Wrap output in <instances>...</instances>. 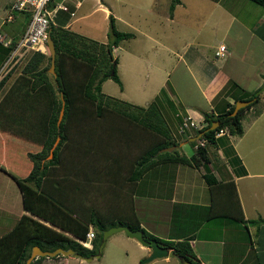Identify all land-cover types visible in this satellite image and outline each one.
I'll use <instances>...</instances> for the list:
<instances>
[{
    "label": "crops",
    "instance_id": "1",
    "mask_svg": "<svg viewBox=\"0 0 264 264\" xmlns=\"http://www.w3.org/2000/svg\"><path fill=\"white\" fill-rule=\"evenodd\" d=\"M11 1H5V11L4 13L0 12V31L10 40L16 38L18 40L27 24L28 14L18 12L14 20L2 23L1 20ZM162 1L167 3V0ZM201 1L204 2L205 7H199L194 12L195 6L190 7V10L185 9L186 0H179L173 9L169 5L166 10L162 7L160 0H151L153 4L151 7L157 11L159 17L156 20H151V23L150 19H146L145 27L128 21L127 26L137 30L136 32L142 34L145 40L141 45L137 44L138 48L126 47L128 48L127 53L130 54L131 66L136 72L142 71L144 76H148L151 72L153 76L155 75V82H157L155 95L159 93L162 87L165 88L169 98L180 112L189 113L200 125L203 124L205 111L214 113L222 111L227 101L235 102V96L243 90L254 91L264 82V8L251 0ZM123 3L122 0H115L114 5L108 0H75L74 4L70 7L67 6L68 9L65 10L58 6V4H65L64 0H52L50 7L53 10V17L51 23L89 36L81 30L72 28L75 20L78 22V26H82L84 24L83 19L95 11H101L104 20L109 19V14H112L115 21V19L121 18L118 11L119 6ZM202 9L209 12L214 19L213 22L208 19L203 22L207 25L210 21L211 26L209 28L197 25L193 20L190 24L175 23L179 17L183 16L181 12L188 11V16L195 17L194 13H200ZM77 10L78 16L71 18ZM252 12L256 13L253 19L248 15ZM185 20V22L189 21L188 19ZM190 26L191 31H189ZM155 28L157 32L153 31ZM221 43L226 44L227 52L224 56H216L215 51ZM117 46L119 43L113 47L114 56L118 52ZM149 49H152L151 54L156 55L145 58L138 53ZM29 50L28 47H22L13 55L9 63L15 57L16 60L20 59L23 53ZM116 58L118 72L121 59H119V55ZM219 58H221L220 61ZM143 60L147 62L145 72ZM16 63L11 62L8 69L16 66ZM19 64L20 62L18 66ZM152 66H155L156 69ZM20 71L14 73L15 75H12L8 80L9 83L6 84L4 92L13 84ZM173 73H176V76L175 79L171 80L169 76ZM118 74L121 81L120 88L123 91L122 78L119 72ZM169 80H171L172 87L168 86ZM224 86L225 88L229 86V88H226L227 90L222 92L220 96ZM102 91L110 94L103 90V83ZM110 95L130 101L126 97ZM219 97H223L224 100L222 101ZM19 101L23 100L7 99L0 105L5 113L13 115L11 110L17 108ZM33 102L35 105L37 104L36 101ZM130 102L135 103L132 100ZM253 107L254 105L246 109L244 113H249ZM3 113L0 111V166L3 168H0V235L10 229L22 214H28L51 228L76 238L79 242L85 240V238L77 237L69 230L63 229L24 208L21 189L11 173L18 177L25 176L32 165L28 152L38 151L42 144L33 141L32 137H35V134L27 130L23 124L10 121L7 116H1ZM263 114L264 110L252 119L247 127H244L241 119L242 127H244L241 136L229 132L222 134L216 137L215 143H211L214 146L213 150L210 152L208 149L207 151L210 166L217 181L225 183L234 180L242 217L247 223L250 219L264 218V133L262 136V132L260 133L261 137L257 136L258 123ZM177 115L169 108L165 113L172 136L178 141V146L174 149H177L179 154L190 156L194 152L195 145L191 143V152L186 151L182 146L193 140L192 136L196 135L195 129H189L184 134H178L177 127L180 120ZM27 117L31 118L32 115L29 114ZM121 119L117 117L116 120L119 122ZM88 130V127L81 129L83 133H87ZM122 134L127 135L125 131ZM145 134L147 137L151 136L149 131H146ZM245 137L249 139L245 141ZM241 139L245 142L242 149L238 147ZM20 142L23 143L21 146L18 145ZM151 144H153L152 140ZM119 147L121 144L118 145ZM121 149L123 146L118 152L113 153L111 150L112 154L107 152L102 153V155L104 154L107 158V160L105 158L106 163L115 165L119 171L125 169L122 167L131 168L129 171H125L127 174L125 180L119 182L121 198L126 200L124 202L126 204L123 203L122 208L126 205L127 213L131 217L135 215L143 228L163 239H187L195 256L204 264H264V234L257 235L259 236V243L253 244L250 226L245 222V229L247 230L245 231L241 220L239 222L232 219L234 217H229L226 212H228L230 201L225 194L215 198L202 176L201 167L175 159L161 160L148 166L140 175L132 178L134 173L132 168L134 169L136 165L137 157L130 159L128 154L124 152L125 150L121 151ZM159 149L158 152H161L162 150ZM19 150L22 152L20 153ZM69 157L70 159L73 157L72 152H69ZM154 157L153 155L151 159ZM9 165L15 168L12 169ZM119 171L118 176H123L124 172ZM70 176L74 181H79V184L90 183L91 185L94 184L92 180L97 177L95 175V178L87 179L85 173L75 175V171ZM111 181L117 183V180ZM98 182L95 185H99ZM126 182L129 184L126 187L128 189L125 190L124 184ZM240 183L243 185L241 189L239 188ZM85 204L83 203L82 206ZM234 206L237 208L236 202ZM73 211V214L78 213V210ZM92 227L93 224L91 223L88 229ZM261 227L264 225L258 227L257 230ZM132 239L136 238L132 237ZM133 241L140 251L133 263L137 264L142 257L150 253L151 249L137 239ZM168 248L167 255L154 259L170 261L169 254L172 248ZM38 256H36L35 264H45L51 259L60 263L66 255ZM177 257L179 256L177 255ZM180 260L183 264H187L182 258Z\"/></svg>",
    "mask_w": 264,
    "mask_h": 264
},
{
    "label": "trees",
    "instance_id": "2",
    "mask_svg": "<svg viewBox=\"0 0 264 264\" xmlns=\"http://www.w3.org/2000/svg\"><path fill=\"white\" fill-rule=\"evenodd\" d=\"M178 1L172 0L170 8L173 9ZM251 1L264 8V0ZM51 5L52 1L49 3V6ZM109 23L111 38L106 42L50 23V34L56 49L54 66L56 75L48 72L51 56L47 48L45 51H31L21 67L20 74L17 75L6 92H4L5 85L9 83L8 80L13 75V66L7 68L0 78V103L7 99L13 101L22 99L24 102L36 101L37 104L35 105L33 102V105L39 106L38 109L35 108L25 113L26 108L22 107L21 101H19L17 108L11 110L12 115L5 113L0 105L1 113L4 112L1 116L5 115L10 121L23 124L27 130L35 134V137H32L33 141L42 144L38 151L28 152L32 165L25 176L18 177L11 173L21 189L24 208L69 230L80 238L86 237L89 224L92 223L95 229L92 247L83 245L76 238L51 228L31 215L22 214L10 229L0 235V264H25L34 244H38L42 249H54L57 246L72 247L75 252L84 255L96 252L103 229L116 224H125L132 229H141L146 239L156 240L160 244L171 247L173 254L190 264H204L195 256L187 239H163L148 232L140 225L135 215L131 217L127 213L126 208H122V211H114L110 215L106 212L99 214V210L94 208L93 203L89 204L90 207L88 204L84 206L82 204L78 207V213L73 214L71 200L67 193V184L72 180L71 173L75 171V175H81V172L85 170L87 179H93L97 174L89 173L85 163L80 164L79 169H73L72 166L74 163L80 162L78 161L80 152L83 153L82 150L88 148L93 151L92 155L97 154H94L96 165L107 166V174L112 172V178L116 180L115 176H118L119 171L117 167L106 163L104 154H98L100 151L107 153L105 151L109 148H105L101 144L104 140L102 135L97 133L95 124L100 121L99 125L105 128L106 124L112 125L115 118L122 116L124 119L140 124L147 132L149 131L153 142L144 149L140 156H137L136 165L134 169L132 168L134 172L132 178L140 175L155 162L175 159L201 167L202 176L214 194L215 184L218 181L210 166L207 144L216 142L215 132L221 127H226L231 134L240 135L243 130L241 119L244 111L259 100V94H256V90H243L239 95H236V100L256 97L247 105L240 107L234 115L231 112L235 102L230 101L226 102L222 111L216 113L205 111L203 124L198 130H195V134L204 130L214 119H219L220 123L215 128L205 131L198 139L190 141L192 145H195L199 139H206L204 144H197L190 156L179 154L177 149L158 152V149L163 146L178 143L172 136L165 116L168 108L178 114L177 117L180 121L183 111L180 112L174 105L167 90L163 87L145 106L102 91V82L108 77L121 83L116 70L117 58L113 55V47L118 45L120 40L133 35L130 31L118 30L115 27L112 14H109ZM16 42L17 38L11 40L9 45L0 43V47L12 50ZM113 60H115V65L113 73H111ZM226 88L228 89L229 86ZM226 88L224 86L220 93L225 92ZM42 91L45 92V98L48 96V101L41 95ZM28 97H30L29 100H24ZM62 100L64 101L63 115L57 124ZM43 101L46 102L43 103ZM76 104H78L77 107ZM29 114L32 115L31 118L27 117ZM90 122L92 124H89ZM82 126L89 127L87 133L81 131ZM57 136L59 139L53 148L52 156L48 157L49 150ZM92 140L96 143V149H93L95 144L91 146L92 149L88 147ZM70 151L72 156L76 153V158H68ZM88 153L90 152L87 151V155ZM153 155L155 157L151 159ZM63 157H67V159ZM90 167L92 168V165ZM0 168L3 169L1 166ZM87 168H89L88 165ZM235 202L240 208L238 197ZM134 217L135 219H132ZM239 219L245 221L242 215L239 216ZM38 257L43 256L39 255ZM36 258L34 257L30 264H35Z\"/></svg>",
    "mask_w": 264,
    "mask_h": 264
},
{
    "label": "rangeland",
    "instance_id": "3",
    "mask_svg": "<svg viewBox=\"0 0 264 264\" xmlns=\"http://www.w3.org/2000/svg\"><path fill=\"white\" fill-rule=\"evenodd\" d=\"M8 0H0V12L4 13L5 11V6L4 2ZM60 1V0H57ZM75 0H64V3L67 6H71L74 4ZM113 2V5L115 4V0H108V2ZM124 3L120 5L119 7V14L121 18L115 19L114 24L115 27L118 30L121 31H130L133 33L134 37H128L124 38L119 41V46H117V55H119V59H121V65H118V72L120 73V76L122 78V83L124 85V90L121 91V83L115 81L113 78L108 77L103 83V90L107 91L110 94H115L120 97H126L129 98L130 101H134L135 103H141L140 105H147L150 100L152 99L153 95H155L156 92V85L157 82H155V75H152V72L149 73L148 76H144L142 74V71L136 72L133 67L131 66V59H130V54H128L126 47H131L132 49L138 48V45H141V43L145 40V37L136 32L137 30L131 29L127 26V22L131 21L133 24L139 26L145 27V20L150 19L151 20H156V18L159 17V14L157 13L156 10H153L151 6L153 4L151 3V0H122ZM172 0H167V3H164L162 0H160V3L163 5L162 7L166 10V7L168 8ZM255 3V2H254ZM257 4V3H255ZM258 5V4H257ZM195 6L196 12L199 7H205L204 2L201 0H186L185 4V9L190 10V7ZM260 6V5H259ZM262 7V6H260ZM184 12V13H183ZM181 14V18L179 17V20H177L175 23L180 22V23H189L193 20L195 24L197 25H202L206 28H209L211 26V22L214 21L213 17L210 16L209 12H207L205 9H202L200 13H194L195 17H190L188 16V11H183ZM218 14V12H216ZM78 10L76 11V14L74 16H71V18H75L78 16ZM251 19L254 18V15L256 13L252 12L248 14ZM185 16V18H184ZM53 17V15H52ZM58 19V18H57ZM188 19V22H185ZM208 21V24H203V22ZM61 20V19H60ZM165 21V20H164ZM63 22V21H62ZM84 24L82 26H78V22L75 20L74 25L72 28H75L76 30H81V32L86 33L90 37H93L94 39L104 41L106 42L109 40L110 37V23L109 19L104 20L102 17V12L101 11H95L91 13L88 17L83 19ZM168 23V21H166ZM146 23V24H150ZM17 24V22H15ZM174 24V22H172ZM192 28L190 26L189 31H191ZM154 32H157V29L155 28L153 30ZM168 32V30H165ZM146 47V46H145ZM33 49H30L29 51H26L23 53V56L16 60L12 59L11 62H17L16 66H13L14 72L13 76L21 70L22 64L25 62V60L29 57L31 54V51ZM209 51L211 49H208ZM137 51V50H136ZM12 50H6L5 48L0 47V73L3 71V69H7L8 66L11 64V62L8 64L10 61ZM141 55H143L145 58L153 57L156 54H151L152 49H149L148 51H143V52H138ZM122 54H124L122 56ZM116 55V56H117ZM138 55V54H137ZM115 56V57H116ZM125 56V58H124ZM139 56V55H138ZM256 56V55H255ZM253 56V57H255ZM124 58V60H122ZM22 59V60H21ZM221 58H219L220 61ZM16 60V61H15ZM133 61V60H132ZM20 62L19 66L18 63ZM146 61H142V64L144 65V72L146 71ZM8 64V65H7ZM7 66V67H6ZM152 68L156 69L155 66H152ZM117 70V66H116ZM49 72V70H48ZM117 72V73H118ZM15 73V74H14ZM119 75V74H118ZM176 73H173L169 76V78L175 79ZM171 80L168 81V86L172 87ZM263 84V83H262ZM6 86V85H5ZM260 88V87H259ZM257 88L256 91L259 89ZM44 91H42L41 95L44 97ZM143 94V95H142ZM259 100L254 103V107L249 111V113H244L242 117V122L244 123V127H247L248 124L252 119H254L261 111L264 110V90L260 91L259 93ZM39 95V96H41ZM142 95V96H141ZM223 95V94H222ZM47 96V95H46ZM221 96V93H220ZM45 98V97H44ZM222 99L221 97H219ZM30 97L24 99V100H29ZM47 101L48 96L45 98ZM224 99H222L223 101ZM46 101H43V103ZM22 107L26 108L25 113L27 111H32L35 108L38 109L39 106H35L32 103H28V101H21ZM46 105V104H45ZM78 104H76V107ZM44 107V106H43ZM17 110V109H15ZM82 112V110H81ZM42 117V115H39ZM122 118V116H118ZM170 118V117H169ZM100 120V118H99ZM171 121V118H170ZM100 122V121H99ZM97 122L96 125V131L99 135H102L101 137L103 138L104 142L102 141L101 144L104 145V147H108L109 149L105 152H109V154H112L114 152H118L120 148L123 146V149L121 151H124L126 154H128L130 159H134L137 156H140V154L144 151V149L151 144V138L152 137H147V134H145L146 130L142 128V126L136 122L129 121L127 119L122 118L121 121H117L116 118L112 122V125L106 124L105 128L101 127ZM106 123V122H105ZM89 124H92L90 122ZM259 129L257 130V136L261 137L264 133V114L259 120ZM243 127V128H244ZM84 128V126H82ZM89 128V127H88ZM173 128V125H172ZM127 133V135L122 134V132ZM173 131L175 132V128H173ZM243 132V130H242ZM262 132V133H261ZM130 133V135H129ZM261 133V136H260ZM179 134V133H178ZM239 135V134H237ZM242 133L239 135L241 136ZM135 136V137H134ZM243 137V136H242ZM241 138V137H239ZM249 138L245 137V141L248 140ZM150 140V141H149ZM131 142V143H130ZM23 144L22 142L18 143V145L21 146ZM93 144V149H96V143L94 140L90 141L89 146L91 147ZM121 144V147L118 148V145ZM245 142L241 141L239 142V148L242 149L244 147ZM249 144V143H248ZM145 145V146H144ZM191 143L188 142L182 146L183 149H185L188 152H191L192 148L190 147ZM192 146V145H191ZM207 148L210 150V152L213 150L214 146L213 144L209 143L207 144ZM92 149V147H91ZM195 149V148H194ZM72 151V150H71ZM70 151V152H71ZM80 152V161L78 164L74 163L72 166L73 169L77 168L79 169L81 167L80 164L85 163L87 171L91 174H97V177L92 180L93 185L90 183H81L79 184V181H74L73 179L67 184V190L68 194L71 200V207L72 210H78L83 203L91 204L93 203L94 208L99 210V214L102 212L110 213L113 214L114 211H120L122 209V206L125 204L120 194V185L119 182L122 180H125V177L127 176L126 172L129 171V167H122L125 169H121L119 172H124L123 176H115V179L117 180L116 182H112L111 180H114L112 178V172L108 173L107 166H98L96 165L95 161V155L93 154L92 150H87L84 149ZM87 151L88 153L87 155ZM21 153L22 151L19 150ZM74 152V151H73ZM104 152H99L98 154H102ZM87 157L85 158V156ZM133 156V157H132ZM114 157V156H113ZM64 159H67V157H63ZM72 158H76V153L73 154ZM103 158V157H101ZM23 160V159H22ZM88 160V161H87ZM17 163V161H15ZM129 162V161H128ZM214 162V161H213ZM87 165L89 168H87ZM92 165V168L90 167ZM216 165V164H215ZM12 169L15 168L11 165H9ZM128 168V169H126ZM127 170V171H126ZM85 170L81 172V174L84 173ZM126 171V172H125ZM213 172V171H212ZM121 174V173H120ZM121 179V180H120ZM98 182L99 185H95V183ZM129 183L126 182L124 184L125 190L128 189L126 188ZM66 186V182H65ZM243 187L242 183H240L239 188L241 189ZM81 189V190H79ZM80 192V193H79ZM236 184L234 180H229V182L225 183H219L217 182L215 184V189H214V196L215 198H218L219 196L225 194L227 199L230 201L229 209L228 212H226L229 217H234L232 219L237 220L239 222L242 221V227L245 229L246 228V221H243L239 219V216L242 215L241 209L235 208L234 203L237 198L236 194ZM124 203V204H123ZM93 206H91L93 208ZM90 207V206H89ZM90 208V210H92ZM126 208V205L124 206ZM215 208V206H214ZM212 210H214L212 208ZM122 211V210H121ZM96 217V216H95ZM12 220V219H10ZM251 222V223H250ZM234 223V222H233ZM247 223V222H246ZM250 226V232L251 236L253 238V244L257 245L258 242V237L257 235H263L264 234V227L259 228L258 227L264 225V219H255L249 220V223H247ZM244 225V226H243ZM93 228V227H92ZM94 229V228H93ZM95 230V229H94ZM245 231H247L245 229ZM260 231V232H259ZM132 237H130L124 230H119L115 231L112 234H110L102 248V254L99 257H95L92 260H85L81 259L75 255H63L65 256L64 260H61L60 263L55 261V259H51L50 261H47L48 263L45 264H133L135 259L138 257V253L140 251L136 247V243H134ZM253 247V246H251ZM43 256V255H42ZM143 258V257H142ZM170 261H160V259H152L150 261L145 262L144 264H174L177 262V264H183L182 261L180 260L177 255L173 254L172 252L169 254ZM53 260V261H52ZM138 264V263H137Z\"/></svg>",
    "mask_w": 264,
    "mask_h": 264
},
{
    "label": "built area",
    "instance_id": "4",
    "mask_svg": "<svg viewBox=\"0 0 264 264\" xmlns=\"http://www.w3.org/2000/svg\"><path fill=\"white\" fill-rule=\"evenodd\" d=\"M51 1L52 0H12L9 3L6 9V13L1 20L2 23L14 20L18 12H26L28 14L27 24L22 34L18 38L14 48L12 49L10 59L22 47H28L30 49L39 51H45L48 48L47 36L48 29L52 21L53 12L52 8L49 6V3ZM58 6L65 10L68 9L67 5L65 4H58ZM0 42L4 45H9L11 40L0 31ZM226 52V44L221 43L215 51V55L224 56ZM4 71L5 68L0 73V77L4 73ZM200 126L201 125L196 120H194V118L189 113H183L181 121L178 123L177 132L179 134H184L189 129L194 128L195 130H198ZM227 133V128L221 127L215 132V137ZM205 142L206 139H199L194 147H196L197 144H204ZM93 236L94 229L89 228L86 232L85 240H82L81 243L87 247H92Z\"/></svg>",
    "mask_w": 264,
    "mask_h": 264
},
{
    "label": "water",
    "instance_id": "5",
    "mask_svg": "<svg viewBox=\"0 0 264 264\" xmlns=\"http://www.w3.org/2000/svg\"><path fill=\"white\" fill-rule=\"evenodd\" d=\"M50 30H51V27H49V29H48V36H47V46H48L49 53H50V56H51L50 66H49L48 70H49V72H51L54 75H56V71H55V68H54V66H55L56 49H55L54 41H53V39L51 37V34H50ZM114 65H115V60H113L111 73H113ZM262 90H264V82L260 86V88L256 91V94H258ZM61 96H62V93H61ZM255 97L256 96H253L251 98H246V99H237L235 101V103H234V108H233L231 114H233V115L236 114L240 107L247 105ZM63 110H64V101L62 100V105H61V108H60V111H59L57 124L60 122V120L62 118ZM219 123H220L219 119H214L207 127H205L204 130L198 132L195 136H192V139L195 140V139L199 138L205 131L215 128ZM58 139H59V136H57L55 142L53 143L52 147L50 148L48 157L52 156L53 148L55 147ZM177 146H178V144L175 143V144H172V145L163 146L159 150L171 151L174 148H176ZM119 230H124L129 236L135 237L142 244L150 247V249H151L150 253L148 255L144 256L143 258H141L139 260L138 264H144L145 262L150 261V260H152L154 258L163 257V256L167 255L168 252H169V248L167 246H165L163 244H160L156 240L146 239L144 234H143V231L141 229H132V228H130L129 226H127L125 224H116V225H111V226L103 229L102 235H101L99 244L97 246L96 252H92V253H89L87 255H84V254H82L80 252H75L72 247L64 248L62 246H57L54 249H42L38 244H34L32 246V248H31V252H30L29 256L25 260V264H30L31 260L34 257L38 256V255L54 256V255H57V254H63V255L74 254L75 256H77L79 258H82V259L92 260L93 258L99 257L102 254V248H103V245H104V243L106 241V238L110 234H112L113 232L119 231ZM185 262L187 264H190L186 260H185Z\"/></svg>",
    "mask_w": 264,
    "mask_h": 264
},
{
    "label": "clouds",
    "instance_id": "6",
    "mask_svg": "<svg viewBox=\"0 0 264 264\" xmlns=\"http://www.w3.org/2000/svg\"><path fill=\"white\" fill-rule=\"evenodd\" d=\"M198 139V138H197Z\"/></svg>",
    "mask_w": 264,
    "mask_h": 264
}]
</instances>
